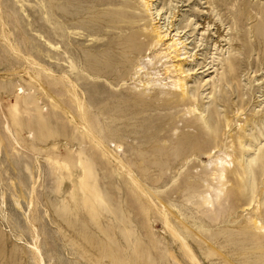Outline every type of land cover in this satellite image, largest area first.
I'll use <instances>...</instances> for the list:
<instances>
[{"label":"rangeland","instance_id":"374dc122","mask_svg":"<svg viewBox=\"0 0 264 264\" xmlns=\"http://www.w3.org/2000/svg\"><path fill=\"white\" fill-rule=\"evenodd\" d=\"M165 1L0 0V264H264V0Z\"/></svg>","mask_w":264,"mask_h":264},{"label":"bare ground","instance_id":"6f19581e","mask_svg":"<svg viewBox=\"0 0 264 264\" xmlns=\"http://www.w3.org/2000/svg\"><path fill=\"white\" fill-rule=\"evenodd\" d=\"M151 1H156V0H151ZM168 2V0H166L165 1V3L159 8V9H156V11H155V15H157V16H159V17H161V16H163V20H165L166 19V21H167V19H168V17L169 16H171L170 15V13H171V11L172 10H170V8L168 7L169 6V4L170 3H167ZM165 14H167V15H165ZM188 28L190 29V26H188V25H185L184 27H182V28H179V29H181V31H183V36L184 35H186L187 36V38L189 37L186 33L188 32ZM131 34V42H132V44L131 45H124V46H120V44H118V41H115L116 42V44L114 45V48L116 49V51L117 52H119V54H124V55H127V54H130V53H132V54H134L135 53V51L137 50L136 49V47H134V45L136 46V43H134V42H136L135 40H134V38L135 37H138V36H141L142 35V33H141V31L139 30V29H135L134 30V32L132 31V33H130ZM200 35H202V33H200ZM185 36V37H186ZM191 37V36H190ZM199 39V38H198ZM232 39V38H231ZM231 39H230V41H231ZM192 40V39H191ZM193 40H195L194 38H193ZM201 40L199 39L198 41H196V45H195V48H199L198 46L199 45H201V44H199V42H200ZM191 42V41H190ZM133 43H134V45H133ZM232 43H233V40H232ZM204 48V47H203ZM223 48V47H222ZM140 50H138V52H139ZM134 52V53H133ZM125 58V57H124ZM225 60H227V59H225ZM207 64V63H206ZM211 64H213V63H211ZM211 64H209V65H207V66H204L205 67V71H215L216 69H215V67H213V65H211ZM210 65H211V67H210ZM209 73H211V72H209ZM210 80L209 79H207V80H204V82L206 83V82H209ZM251 144V143H250ZM249 146V145H248ZM256 151V150H255ZM254 151V152H255ZM252 157V156H251ZM246 164V163H245ZM247 165H245V167H246ZM259 210V209H258Z\"/></svg>","mask_w":264,"mask_h":264}]
</instances>
